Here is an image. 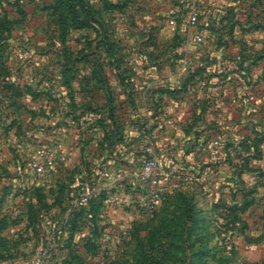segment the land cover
<instances>
[{"label": "rangeland", "instance_id": "1", "mask_svg": "<svg viewBox=\"0 0 264 264\" xmlns=\"http://www.w3.org/2000/svg\"><path fill=\"white\" fill-rule=\"evenodd\" d=\"M178 2L0 0V264H264V0ZM145 137L149 209L115 180Z\"/></svg>", "mask_w": 264, "mask_h": 264}, {"label": "built area", "instance_id": "2", "mask_svg": "<svg viewBox=\"0 0 264 264\" xmlns=\"http://www.w3.org/2000/svg\"><path fill=\"white\" fill-rule=\"evenodd\" d=\"M199 2L200 0H179L175 7L176 12L184 11L187 13L188 23L192 28H195L200 21ZM194 40L199 43L202 42L203 35L198 32L195 33ZM89 119L93 120V116L89 115ZM215 143L218 144V141ZM43 165L41 164L38 167L41 173H45L46 171ZM173 172L174 170L167 168L158 157L152 142L148 141L142 155L137 157L135 167L129 172L119 170L115 180L119 181L121 187H123L122 183L126 180L127 176L132 177V180H134V202L143 208L149 209L162 200L164 194L163 181L173 175ZM90 198L91 192L84 191L75 196L72 202L75 206H80L87 203Z\"/></svg>", "mask_w": 264, "mask_h": 264}, {"label": "crops", "instance_id": "3", "mask_svg": "<svg viewBox=\"0 0 264 264\" xmlns=\"http://www.w3.org/2000/svg\"><path fill=\"white\" fill-rule=\"evenodd\" d=\"M111 1H113V0H111ZM133 8H134V12L136 13V11H138L139 10V5H138V3L136 4V1H134L133 2ZM133 12V13H134ZM135 13H134V15H135ZM148 77L149 76H147V79H148ZM134 79L138 82L140 79H141V77L140 76H138V75H136V76H134ZM143 85H146V83H148L146 80H145V78H144V80H143ZM117 87V89H120L121 91H124V90H122V88H121V86H116ZM146 86H143V89L145 88ZM147 87H151V83H149L148 85H147ZM98 89V88H97ZM103 90V89H102ZM101 90V91H102ZM82 91H85V90H82ZM91 92V90H87V91H85V93H90ZM126 105V104H125ZM128 106L129 107H132L130 104H128ZM85 107H88V106H85ZM102 107V106H101ZM89 108H91V106H89ZM136 110H138V109H141L142 111H143V115H144V118L142 119V121H145L146 120V111H150V108H146L145 106H142V107H137V106H135L134 107ZM101 109H103V107L102 108H99V109H97V111L98 112H101ZM82 110H88V109H86V108H82ZM181 110V109H180ZM180 110H179V113H180ZM179 117V119H180V117H182V115L180 114L179 116H177V118ZM149 119H150V117H148ZM74 118H71V123L72 124H75V120H73ZM101 118H99V120L98 121H101L100 120ZM131 121H134V123L137 121H139L138 120V118H136L135 119V117L132 115L131 116V119H130ZM147 121V120H146ZM145 121V122H146ZM77 126H80L78 123H77ZM144 142H143V144L140 146V147H136V148H133L130 152H129V154L127 155V158L130 160V162H131V165H132V168L131 169H133L134 167H135V165H133L135 162H136V159H137V157L140 155V154H142L143 153V150H144V148H145V146H146V143L149 141V139L148 138H144V140H143Z\"/></svg>", "mask_w": 264, "mask_h": 264}, {"label": "trees", "instance_id": "4", "mask_svg": "<svg viewBox=\"0 0 264 264\" xmlns=\"http://www.w3.org/2000/svg\"><path fill=\"white\" fill-rule=\"evenodd\" d=\"M93 0H57V3L59 4V10H61L64 5L70 7L71 9L74 8L73 4H76L79 6L80 10L82 11L83 15L85 17L90 16V17H94L95 15V7L93 5ZM105 3H107L106 1H104ZM110 7L112 4H108ZM69 9V8H68ZM93 15V16H92ZM90 22V21H89ZM88 19H86L84 22H82L81 26L83 29L88 28L89 27V23ZM1 29V27H0ZM83 112V116L84 117L86 114H90L92 111H86ZM79 119V117H78ZM74 120H76V118H74ZM76 121H80V120H76ZM153 259V256L149 255V261ZM151 263H153L151 261Z\"/></svg>", "mask_w": 264, "mask_h": 264}]
</instances>
